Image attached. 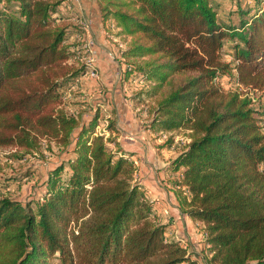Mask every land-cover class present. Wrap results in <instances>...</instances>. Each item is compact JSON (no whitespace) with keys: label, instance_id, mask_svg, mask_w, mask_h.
<instances>
[{"label":"trees","instance_id":"1","mask_svg":"<svg viewBox=\"0 0 264 264\" xmlns=\"http://www.w3.org/2000/svg\"><path fill=\"white\" fill-rule=\"evenodd\" d=\"M95 1L107 38L130 39L122 83L145 84L130 100L152 101L146 130L191 132L167 186L203 225L202 257L264 264V0ZM85 33L70 0H0V161L47 164L0 169V264H193L136 180L116 113L102 130V106L68 111L95 68ZM36 173L31 197L6 195Z\"/></svg>","mask_w":264,"mask_h":264},{"label":"crops","instance_id":"2","mask_svg":"<svg viewBox=\"0 0 264 264\" xmlns=\"http://www.w3.org/2000/svg\"><path fill=\"white\" fill-rule=\"evenodd\" d=\"M70 1L74 3L76 10L81 15V23L86 28L84 37H87V40L93 39V37H95L93 40H98L100 37L103 43L106 44L108 50L103 58V63L104 65L108 63L111 66L113 74L115 70L116 76L114 77L117 78L116 82L110 85V81L105 78L101 67L96 65L99 51L93 50V44H90L94 56L93 64L98 71L99 77L94 79L86 76L81 79L79 83H81L82 86L83 83L86 84L83 86V92L86 94L88 101L91 98L94 102L100 97L103 98L101 95L106 94L102 99L103 103L101 102V104H103L102 107L105 109V112L111 111L116 113L118 128L120 130L119 142L122 147L134 154L133 160L136 166L139 167L138 180L147 191L148 198L155 202L158 212L165 217L166 221H168V218H171L170 216L175 217L176 215V217L180 219L173 227V234L175 233L177 240L182 242L186 240L189 243L186 231L191 230L192 234L197 237V249L200 247L202 250L204 242L203 234H198L197 229L194 227L193 220L179 210L177 198L174 192L167 186L166 177H169L168 166L170 160H172L171 158L174 157H171L172 153L170 151H163L162 153L157 152V149L154 147V141L152 140L153 134L146 130L142 123L138 122L136 112L131 108L130 99L127 104V110L129 112L132 110L131 116L134 118L136 128L130 131L121 126L120 111L122 110L123 99L124 97L129 98L131 93L127 92V83L123 84L119 77L124 70V65L121 62L122 51L116 50L112 42H117V38H107L106 29L102 23L100 11L95 0ZM115 32H117V30ZM88 42L90 43V41ZM111 86H114V90L112 91ZM126 133L127 139H125ZM185 224H187V226ZM184 225L185 227H183ZM187 246H189V244L185 245V247Z\"/></svg>","mask_w":264,"mask_h":264},{"label":"rangeland","instance_id":"3","mask_svg":"<svg viewBox=\"0 0 264 264\" xmlns=\"http://www.w3.org/2000/svg\"><path fill=\"white\" fill-rule=\"evenodd\" d=\"M212 1H213V3H216V0H212ZM94 38L95 37H93V39ZM112 38H116V37L112 36ZM80 39L84 43V47H85L84 52L87 53V55H88V61L94 60V56L92 53L93 51H91L90 44H93L92 45L93 50L99 51V55L97 57V61H96L97 64L96 65L101 67V69L103 70V74H104L105 78L108 81H110V85L114 84L117 80V78L114 77V76H116L115 70H114V74H113L112 70H111V66L108 63L106 65H104V63H103V58L106 55L107 50H108L106 44L103 43V41L101 40L100 37L98 40L97 39L96 40H93V39L87 40V37H81ZM88 41H90V43ZM112 42L115 45L114 48L116 50L124 51L125 49L128 48L129 43H130V39L121 37V38H117V42H114V41H112ZM86 46H87V48H86ZM224 59H229V57H225ZM85 85L86 84L83 83V86H85ZM83 86L81 83H78V85H76L72 90H70V92L65 97V102L67 103V108H68V111L70 113L78 114L79 112L82 111V109L79 106L81 104H85L88 102V98L84 97V95H86V94L83 92V89H84ZM144 86H145V84L127 83V92L131 93V96H132L133 94H136L137 91L142 90L144 88ZM112 90H114V86H111V91ZM119 92H121V91H119ZM104 95H106V94H103L101 96H103V98H104ZM130 97L129 98L124 97V99H123L122 110L120 111V120H121V126L122 127H124L126 130L132 131L133 129L136 128V124L134 123L135 121H134L133 116H131L132 110H130V112L127 110V107H128L127 104L129 103ZM100 98L95 102L93 101V99L90 98L89 101L93 105L99 104V106L101 107L103 105V104H101L103 98L102 97H100ZM151 103H152V101L137 104V103H133L131 101V105H132L131 108L134 109V111L136 112V115H137L136 118H137L138 122L142 123L145 126V129H146V126L149 124V121H150L148 111L150 110V106H152ZM254 108L257 111V115H256L257 119L259 120L261 125H264V96H262L260 93L255 94ZM71 110H73V111H71ZM109 115H111L113 118L115 117L111 111L105 112V109H103L100 129H102V130L106 129V125H107L106 121H107ZM190 133L191 132L189 130L182 129V130H178V131H175L172 133L153 135L152 140L154 141V144H155L154 147L157 149V145H162L167 140L172 139L173 143H172V147L170 148V150L165 149V150L159 151L157 149V152L162 153L163 151H165V152L170 151L172 153L171 157H176L177 153L180 152L181 150H183L186 147V145H188L191 142ZM125 139H127V133H126ZM123 149L126 152H130L127 149H125L124 147H123ZM11 152H12L11 149H0V154H2V155H9ZM171 159H173V158H171ZM30 163H31V165L34 164L35 166H40L43 168H44V166L47 167V164L41 163V161L38 159H31L30 161H25L22 163H17V162L15 163L13 161L9 162L8 160H3V161H0V169H1L2 173L6 174V175L19 174V173H22V171H24V169ZM39 174L40 173H36L29 181H24L21 184V186H19V187L15 186V187L10 188L7 191L6 195L9 197H12L14 199H23V200H26L28 197H31L35 193V188L37 187V184H38L37 180H35V179L37 177H39ZM174 177H176V176H174ZM135 178H136V180L139 179V167H137V172H136ZM170 179L172 181L173 179H176V178H173V176H170V175H169V177H166L167 181ZM167 184H168V182H167ZM170 186L173 187L172 184H170ZM176 216L175 217L170 216L173 219L174 226L176 225L177 221H180V219H178ZM193 223L195 225L194 227L197 229V233L200 234L201 228L203 226L202 223L196 222V221H193ZM185 225L187 226V224H185ZM185 225L183 227H185ZM186 234L188 235L187 237L189 239V243H188V241L183 239V240H185V242H182V244L184 246L186 244H189V246H187L188 251L190 252L191 255H194L195 257H197L198 261L194 262L193 264H207L206 263L207 259L202 257V256H206L205 253L202 254L203 252L200 249V247L198 249L196 247L197 246L196 235L192 234L191 230L190 231L187 230ZM170 238L177 240L175 233L174 234L172 233L170 235ZM197 251H198V253H197ZM53 264H59V262L54 261Z\"/></svg>","mask_w":264,"mask_h":264},{"label":"built area","instance_id":"4","mask_svg":"<svg viewBox=\"0 0 264 264\" xmlns=\"http://www.w3.org/2000/svg\"><path fill=\"white\" fill-rule=\"evenodd\" d=\"M115 31H116V30H115ZM92 53H93V52H92ZM90 63H93V60H90ZM87 76H89V77H91V78H94V79L98 78L99 75H98V71H97V69H96V68H92V69L89 71V73H88ZM119 77H120V80H122L123 72L120 74ZM134 83H135V82H134ZM140 84H143V82L140 83Z\"/></svg>","mask_w":264,"mask_h":264}]
</instances>
